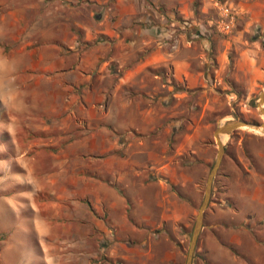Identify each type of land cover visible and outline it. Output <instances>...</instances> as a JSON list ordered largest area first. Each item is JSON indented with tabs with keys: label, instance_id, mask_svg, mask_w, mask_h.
I'll return each instance as SVG.
<instances>
[{
	"label": "rangeland",
	"instance_id": "1",
	"mask_svg": "<svg viewBox=\"0 0 264 264\" xmlns=\"http://www.w3.org/2000/svg\"><path fill=\"white\" fill-rule=\"evenodd\" d=\"M262 93L264 0H0V262L186 264ZM261 131L227 135L193 264H264Z\"/></svg>",
	"mask_w": 264,
	"mask_h": 264
},
{
	"label": "water",
	"instance_id": "2",
	"mask_svg": "<svg viewBox=\"0 0 264 264\" xmlns=\"http://www.w3.org/2000/svg\"><path fill=\"white\" fill-rule=\"evenodd\" d=\"M263 103H264V93H262L260 96V107ZM261 113L264 114V108L262 107H261ZM246 125L255 126L257 128L262 127L264 129V124H262L261 126H258V125L248 124L244 120H234V121H228V122L222 123L214 132V137L216 139V144L218 147L217 159L213 167L211 168V171L207 178L204 198H203L201 207L198 211V214L196 216L194 228H193L192 235H191V242H190V246H189V250L187 254L186 264H193L195 250H196L197 243L199 241L201 231L203 228V224H204L205 213H206V210L208 209V206H209V203L212 197L213 183H214V180L223 162V158L225 155V146L222 144V139L224 138V136L229 135L241 129L242 127Z\"/></svg>",
	"mask_w": 264,
	"mask_h": 264
},
{
	"label": "crops",
	"instance_id": "3",
	"mask_svg": "<svg viewBox=\"0 0 264 264\" xmlns=\"http://www.w3.org/2000/svg\"><path fill=\"white\" fill-rule=\"evenodd\" d=\"M248 56H249V58L251 59V64H253V63H258L256 60H255V58L253 57V55L252 54H248ZM159 57H160V52H158V51H156V52H154V53H152L151 55H149L146 59H145V61H144V63H143V67L142 68H147V67H156V65L158 64V61H159ZM83 70V69H82ZM81 75H83L84 76V74H82L81 73ZM122 81H124V83H127V82H129V80L127 79H122ZM121 202V200L118 202V203H120ZM110 207H113V205H111ZM99 223L97 224V226H98V228L99 229H101V230H104V228H103V226H102V224L100 223V221H98ZM120 223H117L116 222V225H119ZM10 245V247H8L7 245L5 246L6 248H3L2 249V251L4 250L5 252L6 251H9L12 247H14V248H12L13 250H15V251H18V250H21V251H26L27 253H29V252H35V249H34V247H29L28 245L27 246H22V245H16V246H14V245H11V243L9 244ZM1 259L4 261V262H0V264H61V262H7L6 261V258H5V256H4V258L3 257H1ZM27 259V258H26ZM28 260V259H27ZM65 264L67 263V262H64ZM71 263H73V262H71ZM76 263V262H75ZM81 264V263H80ZM91 264H102V262H91Z\"/></svg>",
	"mask_w": 264,
	"mask_h": 264
},
{
	"label": "bare ground",
	"instance_id": "4",
	"mask_svg": "<svg viewBox=\"0 0 264 264\" xmlns=\"http://www.w3.org/2000/svg\"><path fill=\"white\" fill-rule=\"evenodd\" d=\"M260 110H261V108H260ZM244 127H245V128H249V129H251V130H253V131H256V132H260V133H262L261 130L264 131V129H262V128H259V127L256 128V127L251 126V125H246V126H244ZM226 137H227V135L224 136V138L222 139V144H223V145L226 143Z\"/></svg>",
	"mask_w": 264,
	"mask_h": 264
},
{
	"label": "trees",
	"instance_id": "5",
	"mask_svg": "<svg viewBox=\"0 0 264 264\" xmlns=\"http://www.w3.org/2000/svg\"><path fill=\"white\" fill-rule=\"evenodd\" d=\"M221 169V168H220ZM219 172H220V170H219ZM219 172H218V174H219ZM213 192H214V187H213Z\"/></svg>",
	"mask_w": 264,
	"mask_h": 264
}]
</instances>
